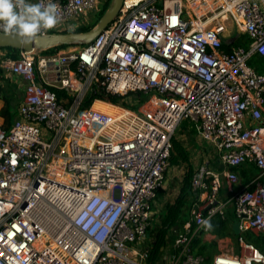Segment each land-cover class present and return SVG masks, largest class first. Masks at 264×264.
Wrapping results in <instances>:
<instances>
[{
    "label": "built area",
    "instance_id": "1",
    "mask_svg": "<svg viewBox=\"0 0 264 264\" xmlns=\"http://www.w3.org/2000/svg\"><path fill=\"white\" fill-rule=\"evenodd\" d=\"M53 2L60 21L38 35L67 31L101 0ZM242 36L246 45L225 48ZM255 54L264 58V0H123L93 41L17 59L0 48V68L25 84L14 122L0 116V264H264V250L243 235L264 240V70L249 63ZM139 91L149 97L137 108L98 95L86 103L91 93ZM187 120L228 168L194 173L190 216L151 257L154 203ZM247 163L259 174L234 190ZM224 183L240 223L237 251L205 224L226 216ZM197 235L218 242L211 263Z\"/></svg>",
    "mask_w": 264,
    "mask_h": 264
},
{
    "label": "trees",
    "instance_id": "2",
    "mask_svg": "<svg viewBox=\"0 0 264 264\" xmlns=\"http://www.w3.org/2000/svg\"><path fill=\"white\" fill-rule=\"evenodd\" d=\"M112 0H107L106 6L109 5V3ZM104 15V12L100 13L99 19L92 25L86 26L85 24L80 25L76 31L79 32H85L90 29H92L97 22L101 19V17ZM71 31V30H69ZM247 39L245 36L239 37L236 40H229V43L225 45V48L227 50L231 49V45H246ZM69 46L73 45H60L57 47L50 48L48 50H45V53H54L61 49L67 48ZM7 49V55L10 58L17 59L20 57V50L12 49V48H6ZM249 63L256 67L259 70H264V58L261 57L258 54L253 55V57L250 59ZM1 68H0V74H1ZM1 76V75H0ZM59 94H62V91H58ZM99 96L101 98H106L108 101H111L112 103H122L126 106L135 108L138 107L140 104H142L148 97L149 94L146 92H134L130 93L129 95L125 97L121 96H115V95H105L104 93H91L88 97V101H86L87 104H89L92 99L95 96ZM0 97L4 101V107L2 109L1 115L8 121L12 120L14 117L16 111L18 110V106L20 104L21 96L19 94V91L17 90V87L15 85L10 86V83L7 82L6 84L0 83ZM133 98V100L137 101L136 106L129 105L126 99ZM187 160L188 154L185 150L184 146L178 139H173V149L171 152L170 157V163L171 164H178L180 160ZM191 172H189L185 178V184L182 188L181 193L176 198V200L169 204L167 207V210L165 213L162 214V221L161 224L158 225L155 224L153 228L150 231V235L152 236V250H151V257L154 255H157L160 251V249L165 246L168 243V240H174L176 233L174 229L177 227V229L182 228L181 219L183 218V213L185 207H189L191 204L188 203V197L192 196L194 201L196 200L198 193L195 191V189L192 186L191 181ZM236 222V217L234 215V211H230L226 213V216L223 218L221 216H217L214 219H212L209 224L212 227V231L214 234L225 237V236H235L237 238V235L235 234L234 230V224ZM175 233V234H174ZM244 237L249 241L257 245L260 249L264 250V240L262 237L257 236L252 231H247L244 234ZM195 247H198V252L201 254H206L205 251L208 249L209 245H201V235H197L194 241Z\"/></svg>",
    "mask_w": 264,
    "mask_h": 264
},
{
    "label": "crops",
    "instance_id": "3",
    "mask_svg": "<svg viewBox=\"0 0 264 264\" xmlns=\"http://www.w3.org/2000/svg\"><path fill=\"white\" fill-rule=\"evenodd\" d=\"M36 1L37 0H31L32 3H36ZM88 15H90V14H88ZM87 16L85 15V16L81 17V19L76 21L74 24L81 23V21L86 19ZM71 25H72V23L70 25H68V27L66 29L67 31H69V30L73 31V29L71 28ZM64 29L65 28H62V29L57 30V31L63 32V31H65ZM73 46H75V45H73ZM69 47H71V46H69ZM69 47H67V49ZM5 71H6V69L1 68V72L3 74L2 73L0 74L1 75L0 76V83H2V84H6L8 82V78H10L11 76H16V75H10L8 73L5 74ZM16 77L22 81V79L19 76H16ZM22 84L24 85V88H23V94L21 96L20 102L22 101V99L24 97V90H25V84L23 81H22ZM3 107H4V101L0 97V116L2 117L3 123H5V125L7 126V125H10L11 123L14 122V120L18 116V112L16 111L12 120L8 121L1 115ZM183 123H188V125L191 126L193 129H197L196 125L192 121L187 120ZM188 125H186V124L182 125L181 130L183 132H187L188 131V127H187ZM197 133H198V131H197ZM198 135H199L200 140L203 143H205V145H206L204 150H202L200 152V154H198V156H199L198 161L196 163L195 162L193 163L191 161V159H189V156H188L187 160L181 159L178 164H171L170 163V166H169V168L166 172V175H165L166 181L164 183L163 188H161L158 191L157 197H156V200L154 203L155 211H160L161 215L163 213H165L168 205L172 204L176 200V198L179 196V194L181 193L182 188L185 184V178L189 172H191V175H192L191 181H192L194 173L202 167H206L208 169H211L213 171H217L220 173H222L224 170H226L228 168L227 165L222 162V159L219 155V152L214 147V145H212L211 143L205 142L204 140L201 139L200 134H198ZM177 138H178L177 136H176V138L174 137V139H177ZM182 145H183V143H182ZM179 169H182L181 173L178 172ZM237 171L239 173L241 181H240V185H237L234 188V190L239 189L241 186L252 185L253 180L259 174V169L253 163H247L243 166H240L239 168H237ZM233 194H234L233 191H231L229 189V187L224 183L223 187L220 190L219 198L222 199L226 203L227 212H229V210L234 211V204H233V200H232ZM194 202L195 201H194L193 197L189 196L188 197V203L191 205L189 207L188 206L185 207V209H184L185 211L183 213L184 215H183V218L181 219V222H180L181 224L183 223L184 220H186L190 216V210H191V207H192ZM211 240H212V238L210 235H202L200 246L205 245V244H209ZM168 241H171V240H168ZM213 241H214V243L216 242L214 245V251L216 253L219 250V245H218V242L216 240H213ZM236 246H237V244H236ZM233 247L237 251V248L234 245H233ZM197 249H198V247H197ZM215 253L213 252V254H215Z\"/></svg>",
    "mask_w": 264,
    "mask_h": 264
},
{
    "label": "clouds",
    "instance_id": "4",
    "mask_svg": "<svg viewBox=\"0 0 264 264\" xmlns=\"http://www.w3.org/2000/svg\"><path fill=\"white\" fill-rule=\"evenodd\" d=\"M58 9L53 0L43 4L31 0H0V30L34 39L41 30L54 28L59 23ZM205 224L211 227L207 221Z\"/></svg>",
    "mask_w": 264,
    "mask_h": 264
},
{
    "label": "water",
    "instance_id": "5",
    "mask_svg": "<svg viewBox=\"0 0 264 264\" xmlns=\"http://www.w3.org/2000/svg\"><path fill=\"white\" fill-rule=\"evenodd\" d=\"M123 0H113L111 8L105 13L95 27L79 32L73 31H54L45 35H37L34 39H26L19 35L9 34L0 31V48H12L20 51H45L60 45H76L93 41L117 16L122 7ZM240 223L235 222V234H241ZM219 239V236H217Z\"/></svg>",
    "mask_w": 264,
    "mask_h": 264
},
{
    "label": "rangeland",
    "instance_id": "6",
    "mask_svg": "<svg viewBox=\"0 0 264 264\" xmlns=\"http://www.w3.org/2000/svg\"><path fill=\"white\" fill-rule=\"evenodd\" d=\"M106 2H107V0H101V3H100L99 8L97 10L93 11L90 15H88L86 19L81 21V23H77V24H73L72 23L71 28L73 30H76L80 25L85 24L86 26H89V25L94 24L99 19L100 13L104 12V14H105L111 8L113 0L107 6L105 5ZM5 74H6V71H5ZM8 82L10 83V86L15 85L17 87V90L19 91L20 96H22L23 88H24V85L22 84V81L20 79H18L16 76H11L10 78H8ZM126 101L128 102L129 105H132V106H136V104H137V101L133 100V98H131V97L129 99L127 98ZM96 106L98 108L103 109V110H107V111H111L112 110V105L109 104V103H104V102L98 101L96 103ZM135 108H137V106ZM184 124L188 125V123H182L178 127V130H177V132L175 134V138H176V136L178 137L177 139H179L183 143V146H184L185 150L187 151L189 159H191V161L193 163L194 162L196 163L198 161V159H199L198 154H200V152L202 150H204L206 145H205V143H203L200 140L199 135H198L199 132L197 133V131H198L197 129H193L191 126L188 125L187 126L188 127V131L187 132H183L181 129H182V125H184ZM181 171H182V169L178 170V172H180V173H181ZM156 213L157 214L155 216V224L158 223V225H159V224H161V221H162V219H161L162 215H161L160 211H156ZM177 230L178 229L176 227L174 229L175 233H176ZM230 238H231V243L236 248H238L236 237L235 236L234 237L230 236ZM215 243H214L213 240H211L210 243L208 244L209 245L208 249L205 251L206 254H204V255L206 257H208L207 263H211L212 257L214 255L213 252L215 253V251H214ZM236 244H237V246H236Z\"/></svg>",
    "mask_w": 264,
    "mask_h": 264
}]
</instances>
